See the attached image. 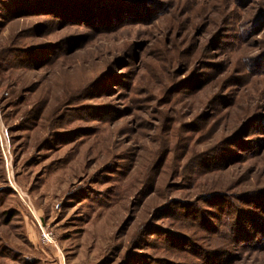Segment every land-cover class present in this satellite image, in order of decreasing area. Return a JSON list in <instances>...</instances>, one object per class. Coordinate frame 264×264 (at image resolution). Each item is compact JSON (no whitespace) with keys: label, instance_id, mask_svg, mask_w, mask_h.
Returning a JSON list of instances; mask_svg holds the SVG:
<instances>
[{"label":"rangeland","instance_id":"rangeland-1","mask_svg":"<svg viewBox=\"0 0 264 264\" xmlns=\"http://www.w3.org/2000/svg\"><path fill=\"white\" fill-rule=\"evenodd\" d=\"M63 1L0 0V264H264V0Z\"/></svg>","mask_w":264,"mask_h":264},{"label":"trees","instance_id":"trees-1","mask_svg":"<svg viewBox=\"0 0 264 264\" xmlns=\"http://www.w3.org/2000/svg\"><path fill=\"white\" fill-rule=\"evenodd\" d=\"M82 2H86V3H95V1L94 0H91V1H82V0H80L78 3L76 2V3H74V1H70V0H67V1H63V5H64V7H66L69 11H71V12H75V10H77V8L78 7H81V3ZM84 7V6H83ZM92 7H94V6H92ZM90 11H92V10H90ZM90 11H89V13H90ZM91 15H92V13H91ZM108 15H109V18H110V16H112V12H110V13H108V14H105V15H102V18H100V21H101V23H104V22H109V20H106V19H108L107 17H108ZM94 17H96V18H98L99 19V17H101L100 15H93ZM111 24V23H110ZM110 24H108V25H110Z\"/></svg>","mask_w":264,"mask_h":264}]
</instances>
